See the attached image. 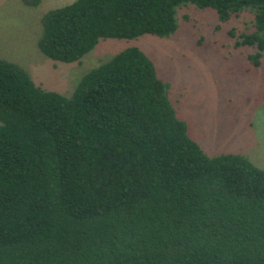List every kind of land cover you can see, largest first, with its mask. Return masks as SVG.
<instances>
[{"label":"trees","instance_id":"trees-1","mask_svg":"<svg viewBox=\"0 0 264 264\" xmlns=\"http://www.w3.org/2000/svg\"><path fill=\"white\" fill-rule=\"evenodd\" d=\"M186 3L221 22L251 10L235 46L260 63L264 0H72L45 11L37 46L78 62L103 38L167 37ZM167 86L135 45L68 95L0 58V264H264V168L207 154Z\"/></svg>","mask_w":264,"mask_h":264},{"label":"rangeland","instance_id":"rangeland-1","mask_svg":"<svg viewBox=\"0 0 264 264\" xmlns=\"http://www.w3.org/2000/svg\"><path fill=\"white\" fill-rule=\"evenodd\" d=\"M71 1L0 0V58L24 68L37 85L68 95L88 69L135 45L168 83L177 116L207 154L240 153L264 168V57L254 66L247 55L255 49L235 46L239 34L253 30L251 10L221 22L213 9L186 3L167 37L103 38L78 62L54 61L37 46L42 15Z\"/></svg>","mask_w":264,"mask_h":264}]
</instances>
